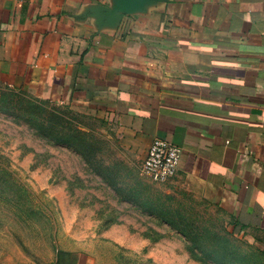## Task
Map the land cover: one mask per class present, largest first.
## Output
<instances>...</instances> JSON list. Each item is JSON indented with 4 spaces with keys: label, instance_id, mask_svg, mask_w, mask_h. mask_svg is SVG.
Here are the masks:
<instances>
[{
    "label": "crops",
    "instance_id": "crops-1",
    "mask_svg": "<svg viewBox=\"0 0 264 264\" xmlns=\"http://www.w3.org/2000/svg\"><path fill=\"white\" fill-rule=\"evenodd\" d=\"M0 85L96 111L140 166L172 143L168 182L195 181L264 241V0H0Z\"/></svg>",
    "mask_w": 264,
    "mask_h": 264
},
{
    "label": "rangeland",
    "instance_id": "rangeland-1",
    "mask_svg": "<svg viewBox=\"0 0 264 264\" xmlns=\"http://www.w3.org/2000/svg\"><path fill=\"white\" fill-rule=\"evenodd\" d=\"M140 162L96 111L0 85V264H264L208 190L144 181Z\"/></svg>",
    "mask_w": 264,
    "mask_h": 264
},
{
    "label": "built area",
    "instance_id": "built-area-1",
    "mask_svg": "<svg viewBox=\"0 0 264 264\" xmlns=\"http://www.w3.org/2000/svg\"><path fill=\"white\" fill-rule=\"evenodd\" d=\"M181 150L172 143L156 139L148 147L140 174L154 183H166L178 169Z\"/></svg>",
    "mask_w": 264,
    "mask_h": 264
}]
</instances>
